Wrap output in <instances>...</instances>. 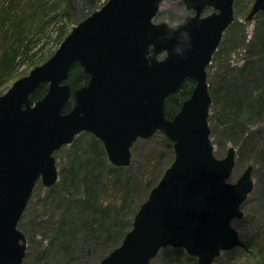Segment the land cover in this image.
<instances>
[{
  "label": "water",
  "instance_id": "water-1",
  "mask_svg": "<svg viewBox=\"0 0 264 264\" xmlns=\"http://www.w3.org/2000/svg\"><path fill=\"white\" fill-rule=\"evenodd\" d=\"M163 0H108L76 24L58 49L0 94V264H23L26 237L18 228L36 182L59 178L54 152L82 131L102 140L109 160L131 163V147L161 131L175 158L134 216L121 244L97 264H151L161 248L183 247L198 264L245 247L234 218L254 188L253 165L230 181L236 150L214 154L207 66L234 20V0H184L194 10L181 22H155ZM207 7L213 11L204 14ZM264 11L254 0L247 20ZM164 57H160L161 54ZM75 62L90 75L73 91ZM196 85L168 118L165 99L187 78ZM43 83L48 91L31 95Z\"/></svg>",
  "mask_w": 264,
  "mask_h": 264
},
{
  "label": "rangeland",
  "instance_id": "rangeland-1",
  "mask_svg": "<svg viewBox=\"0 0 264 264\" xmlns=\"http://www.w3.org/2000/svg\"><path fill=\"white\" fill-rule=\"evenodd\" d=\"M106 1L0 0V60L9 44L19 43L17 35H11L16 24L23 30L24 44H28V57L2 76L0 94L54 54L71 29ZM253 2L234 1V20L225 30L207 73L212 98L209 125L215 154L224 157L230 147L236 149L231 181H236L248 165L254 166V189L241 205L243 217L235 218L233 225L244 241L253 240L257 245L264 242L260 231L264 226V107L256 110L259 94H263L260 100L264 102V11L247 20ZM211 11L208 8L205 13ZM193 13L183 0H163L154 21L176 24ZM236 85L237 96L231 92ZM93 138L98 139L90 132H81L72 143L63 145L55 154L59 180L51 187L42 180L36 185L19 222L27 242L23 264H97L123 238L106 231L93 236L88 230L89 221L99 220L97 213L108 207L119 210V224L130 230L151 187L175 157L173 144L162 132L139 138L132 148L131 163L124 166V175L117 179L103 142L98 139L97 144L103 147L105 157L100 149L91 146ZM156 155L158 159L153 160ZM72 174L75 177L71 179ZM89 184H94L97 192L89 210L82 213L81 202L89 194ZM102 184L106 185V192L102 191ZM178 249L162 248L152 264H198L196 256L182 248L184 255ZM253 257L254 251L246 252L239 246L223 251L213 264H257Z\"/></svg>",
  "mask_w": 264,
  "mask_h": 264
},
{
  "label": "trees",
  "instance_id": "trees-1",
  "mask_svg": "<svg viewBox=\"0 0 264 264\" xmlns=\"http://www.w3.org/2000/svg\"><path fill=\"white\" fill-rule=\"evenodd\" d=\"M9 7H11V5ZM4 21H5V17H3L2 19V23H4ZM11 35L12 36L17 35L16 39L19 40V43L17 44L15 43L14 45L9 44V46H7L5 50L2 52V56L0 60V81L4 74H7L13 68H17L21 63H23L24 59L28 57L26 56L27 51H28V44H24L25 38L23 36V30L22 28H19V24H16L14 29H12ZM89 78H90V75L84 71L81 64L79 62H75L70 70V75L68 79V82L70 83L72 87V94L63 108L64 112L69 111L75 103L73 91L76 88L88 83ZM195 85H196L195 79L192 77H187L175 91L168 94V96L165 99V113L168 118H172L180 110L183 101L190 97ZM237 88L238 87L236 85L231 90L232 94H236V96L238 95ZM47 91H48V84L47 83L41 84L39 88L32 94L31 96L32 100H37L43 97ZM214 91L216 92L217 88H215ZM261 98H263V94L258 95V98L256 100L258 104L257 106L258 108L256 110H259L262 107H264V102L260 100ZM225 101L226 102L228 101L227 97ZM238 110H240V108H238ZM167 141L172 143V141H170L169 139H167ZM98 142H99L98 139L93 138V140L91 141V146L95 150H97V148L100 149L102 153L101 155L105 157L104 149L102 146H98L97 144ZM155 159H158L157 155L156 157H154L153 160ZM113 168L115 171H117L115 175L117 179L121 178V175H124L122 171H125L126 168H124L123 166L115 165L113 166ZM75 170L76 168L75 166H73L71 171L74 173ZM146 173H147V170H146ZM74 177L75 175L72 174L71 179ZM146 180L147 178L146 176H144L143 182H146ZM88 186H89L88 188L89 194L88 196H86L85 201L83 200L81 202L82 203V207H81L82 213H85L86 211L89 210V207L91 206V201H94L93 199H94L95 193L97 192V189L95 187L92 188L91 184H89ZM101 189L102 191L104 190L106 192L107 190L106 185L102 184ZM127 191L130 192L132 191V189L127 188ZM96 216H98L99 220H97V218H94L93 221H89L88 230L93 236H96L102 233L103 231H106L107 234L115 233V235L117 234V236L120 239H122L125 236L127 229L124 228L122 224H119V216H120L119 210L112 211L108 207H106L105 209L99 211V213H97ZM260 231L264 233V226L260 229ZM252 241L253 240H246L245 241L246 246L244 247V249L246 250V252L254 251L255 257L253 258L255 259L257 258V261H256L257 264H264V244H261L264 242L258 243L256 245V243H252ZM178 248H179L178 250L182 251L181 247H178ZM184 255L186 254L184 253Z\"/></svg>",
  "mask_w": 264,
  "mask_h": 264
},
{
  "label": "clouds",
  "instance_id": "clouds-1",
  "mask_svg": "<svg viewBox=\"0 0 264 264\" xmlns=\"http://www.w3.org/2000/svg\"><path fill=\"white\" fill-rule=\"evenodd\" d=\"M177 21H174L173 23H176Z\"/></svg>",
  "mask_w": 264,
  "mask_h": 264
}]
</instances>
